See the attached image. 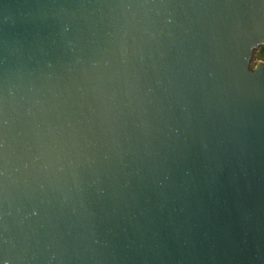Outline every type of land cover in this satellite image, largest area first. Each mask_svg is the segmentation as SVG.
<instances>
[{
	"label": "water",
	"instance_id": "obj_1",
	"mask_svg": "<svg viewBox=\"0 0 264 264\" xmlns=\"http://www.w3.org/2000/svg\"><path fill=\"white\" fill-rule=\"evenodd\" d=\"M264 0H0V264H264Z\"/></svg>",
	"mask_w": 264,
	"mask_h": 264
},
{
	"label": "flooded vegetation",
	"instance_id": "obj_2",
	"mask_svg": "<svg viewBox=\"0 0 264 264\" xmlns=\"http://www.w3.org/2000/svg\"><path fill=\"white\" fill-rule=\"evenodd\" d=\"M254 60L264 64V45H260L254 52Z\"/></svg>",
	"mask_w": 264,
	"mask_h": 264
}]
</instances>
